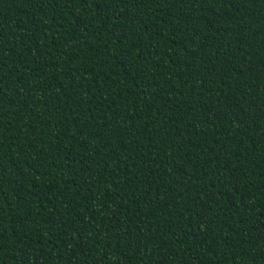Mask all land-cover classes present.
<instances>
[{
    "label": "trees",
    "instance_id": "trees-1",
    "mask_svg": "<svg viewBox=\"0 0 264 264\" xmlns=\"http://www.w3.org/2000/svg\"><path fill=\"white\" fill-rule=\"evenodd\" d=\"M0 264H264V0H0Z\"/></svg>",
    "mask_w": 264,
    "mask_h": 264
}]
</instances>
